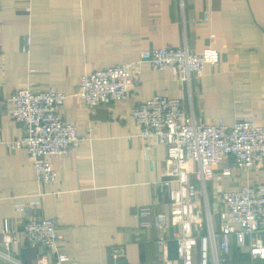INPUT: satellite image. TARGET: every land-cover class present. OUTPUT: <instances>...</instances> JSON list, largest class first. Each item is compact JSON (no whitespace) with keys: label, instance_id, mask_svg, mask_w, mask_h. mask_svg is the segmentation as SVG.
Listing matches in <instances>:
<instances>
[{"label":"crops","instance_id":"1","mask_svg":"<svg viewBox=\"0 0 264 264\" xmlns=\"http://www.w3.org/2000/svg\"><path fill=\"white\" fill-rule=\"evenodd\" d=\"M0 10V230L9 218L20 233L23 220L57 219L70 257L82 264H165L181 261L175 224L164 230L144 227L133 210L155 203L170 211L169 195L159 194L156 179L165 177L167 145L147 148L138 135L132 110L156 93L181 97L198 119L229 126L254 112L264 124V0H1ZM30 39L29 46L26 45ZM203 52L216 48L217 64L193 73L190 83L146 61L142 52L161 46ZM118 63H132L138 80L130 94L89 108L79 94L87 72ZM33 86L65 92L64 117L76 121L80 146L70 155L49 157L59 175L52 182L37 177L25 147L10 150L1 140L21 135L22 123L2 100L17 89ZM197 181L202 232L209 208L220 229L224 191L264 183V160L241 174ZM192 168L197 166L191 161ZM174 185V184H173ZM23 203L24 210L18 207ZM166 246L160 247V235ZM26 264H55L45 248L15 243ZM119 251L114 257L112 251ZM199 245L195 258H200ZM226 264H264L234 238ZM0 264H6L0 261ZM40 264V263H39Z\"/></svg>","mask_w":264,"mask_h":264},{"label":"built area","instance_id":"2","mask_svg":"<svg viewBox=\"0 0 264 264\" xmlns=\"http://www.w3.org/2000/svg\"><path fill=\"white\" fill-rule=\"evenodd\" d=\"M29 44L30 39L26 45ZM219 59L216 48L206 47L199 53L187 47L169 45L144 50L140 61L168 70L174 78L190 83L193 73H204L206 64H217ZM132 69V63H118L82 75L79 94L84 103L91 109L127 97L138 80L131 74ZM65 98L61 89L28 85L2 100L12 118L22 123V132L14 140L1 141L13 151L25 147L38 179L45 183L59 175L49 157L70 155L82 140L76 121L63 115ZM132 113L145 146L150 149L165 143L168 152L165 177L156 179L154 186L158 195H169L170 211L157 212L155 203L139 205L133 212L141 225L156 226L161 230L175 224L181 226V231L173 236L181 256L177 264H226L234 238L241 245L249 239L252 257L264 259V183L245 184L241 189L224 191L220 211L222 225L216 229L208 208L207 231L204 233L196 185L201 181L205 186L226 157L228 160L219 177L241 174L264 160V124L256 122L257 115L248 112L233 126L224 119L213 123L187 112L181 97H167L161 93L137 103ZM192 160L197 163L195 168L191 166ZM18 207L26 208L23 203ZM3 224L0 230V261L3 263L26 264L13 249L15 243L25 241L28 245L47 249L55 257V264H82L60 247L64 233L57 219L23 220L20 233L12 231L9 218H5ZM158 243L160 247L166 246L163 234ZM197 245L199 259L195 258L194 252ZM118 254L119 251H112L114 257ZM39 263L43 261L39 259ZM165 264H174V261L166 259Z\"/></svg>","mask_w":264,"mask_h":264}]
</instances>
